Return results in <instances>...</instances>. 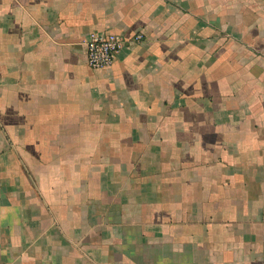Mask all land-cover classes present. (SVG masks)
Listing matches in <instances>:
<instances>
[{
    "label": "crops",
    "instance_id": "crops-1",
    "mask_svg": "<svg viewBox=\"0 0 264 264\" xmlns=\"http://www.w3.org/2000/svg\"><path fill=\"white\" fill-rule=\"evenodd\" d=\"M0 264H264V0H0Z\"/></svg>",
    "mask_w": 264,
    "mask_h": 264
},
{
    "label": "built area",
    "instance_id": "built-area-1",
    "mask_svg": "<svg viewBox=\"0 0 264 264\" xmlns=\"http://www.w3.org/2000/svg\"><path fill=\"white\" fill-rule=\"evenodd\" d=\"M144 39L142 34L136 35L131 41L116 34H91L86 45L88 63L91 68L104 69L110 67L123 47L130 42L139 43Z\"/></svg>",
    "mask_w": 264,
    "mask_h": 264
}]
</instances>
